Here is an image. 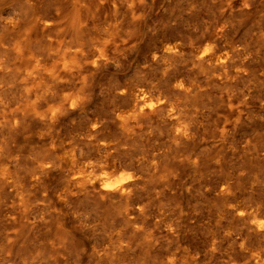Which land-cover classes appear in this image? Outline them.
I'll use <instances>...</instances> for the list:
<instances>
[{"label": "rangeland", "instance_id": "374dc122", "mask_svg": "<svg viewBox=\"0 0 264 264\" xmlns=\"http://www.w3.org/2000/svg\"><path fill=\"white\" fill-rule=\"evenodd\" d=\"M0 60V264H264V0H0Z\"/></svg>", "mask_w": 264, "mask_h": 264}, {"label": "bare ground", "instance_id": "6f19581e", "mask_svg": "<svg viewBox=\"0 0 264 264\" xmlns=\"http://www.w3.org/2000/svg\"><path fill=\"white\" fill-rule=\"evenodd\" d=\"M44 13H45V12H44ZM45 19H46V17H45ZM12 22H13V21H12ZM42 23H43V22H42ZM48 24H49V23H48ZM48 24H47V25H48ZM47 25H46V23L44 22L43 26L46 27ZM38 26H39V25H38ZM39 27H40V26H39ZM15 46H16V44H15ZM22 46H24V45H22ZM25 46H26V45H25ZM14 49H15V48H14ZM23 49H24V48H23ZM12 50H13V49H12ZM24 50H25V49H24ZM94 53H95V52H94ZM96 53H97V52H96ZM22 54H23V53H22ZM92 56H93V55H92ZM99 56H101V53H98V54L95 56V58H94L93 61H95V62H97V63H98L99 61H101L102 59L100 60ZM101 58H102V57H101ZM28 59H29V58H28ZM38 59H39V58H38ZM29 60H30V59H29ZM71 60H73V59H71ZM75 60H77V59H75ZM2 61H3V60H2ZM35 61H36V60H35ZM35 61H34V64L36 63ZM66 61H67V60H66ZM25 62H26V61H25ZM64 62H65V61H64ZM68 62H69V61H68ZM68 62H67L66 64L69 65L70 62H69V63H68ZM26 63H28V62H26ZM92 63H94V62H92ZM3 64H4V63H3ZM28 64H29V63H28ZM36 64H37V63H36ZM36 64H35V65H36ZM41 64H42V63H41ZM31 65H32V64H31ZM58 65H60V64H58ZM0 66L3 67L1 60H0ZM38 66H39V64H38L36 67H38ZM31 67H33V66H31ZM66 67H67V66H66ZM71 67H72V66H71ZM72 68H73V67H72ZM27 69H28L29 72H30V70L33 69V68H29V67L27 66ZM34 70H35V68H34ZM68 70H69V69H68ZM53 71H55V70L53 69ZM53 71H52V72H53ZM32 72H33V71H32ZM54 73H55V72H54ZM27 74H28V73H27ZM58 74H59V73H58ZM55 75H56V73H55ZM61 79H62V78H61ZM47 85H48V83H47ZM43 89H44V88H43ZM43 89H42V90H43ZM47 93H48V92H47ZM47 93H46V94H47ZM25 96H26V95H25ZM74 96H75V95H74ZM36 97H37V96H36ZM77 97H78V96H77ZM77 97H75V98L72 97V102L77 101V100H78V99H76ZM70 98H71V97H70ZM50 99H51V98H50ZM69 100H70V99H69ZM139 101H140V100H139ZM77 103H78V102H77ZM77 103H76V104H77ZM141 103H142V102H141ZM58 107H59V106H58ZM60 108H61V106H60ZM60 108H59V109H60ZM57 110H58V108H52V111H53L54 113H56ZM60 110H61V109H60ZM63 111H64V110H63ZM50 113H51V112H50ZM57 114H58V113H57ZM62 114H63V113H62ZM133 114H134V113H133ZM42 115H43V114H42ZM160 115H161V114H160ZM40 116H41V115H40ZM40 116H39V117H40ZM14 119H15V117H14ZM49 120H50V119H49ZM53 120H54V119H53ZM87 134H88V133H87ZM0 141H1V140H0ZM1 143H2V141L0 142V154H1V149H2V146H3V145H1ZM38 163H39V162H38ZM45 166H46V165H45ZM119 181H120V182H119V183L117 182L116 185H115L116 182L114 181L115 183H107L106 186H107V187H112V188H114V187H121L122 189H125L127 183H125V182L122 183V182H123V179H122V180H119ZM114 189H115V188H114ZM24 193H25V192H24ZM262 252H263V251H262ZM260 261H261V260H260Z\"/></svg>", "mask_w": 264, "mask_h": 264}]
</instances>
